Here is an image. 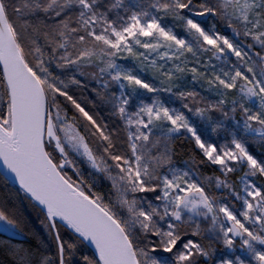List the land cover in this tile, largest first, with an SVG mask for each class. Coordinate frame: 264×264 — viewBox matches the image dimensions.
I'll list each match as a JSON object with an SVG mask.
<instances>
[{
  "label": "snow or ice",
  "instance_id": "1",
  "mask_svg": "<svg viewBox=\"0 0 264 264\" xmlns=\"http://www.w3.org/2000/svg\"><path fill=\"white\" fill-rule=\"evenodd\" d=\"M0 264H264V0H0Z\"/></svg>",
  "mask_w": 264,
  "mask_h": 264
},
{
  "label": "trees",
  "instance_id": "2",
  "mask_svg": "<svg viewBox=\"0 0 264 264\" xmlns=\"http://www.w3.org/2000/svg\"><path fill=\"white\" fill-rule=\"evenodd\" d=\"M30 218H33L34 219V216L33 217H30ZM35 223H36V226L39 227L38 221H36Z\"/></svg>",
  "mask_w": 264,
  "mask_h": 264
}]
</instances>
